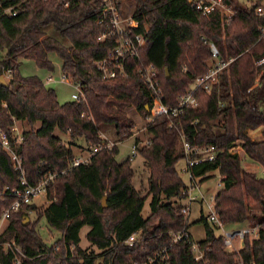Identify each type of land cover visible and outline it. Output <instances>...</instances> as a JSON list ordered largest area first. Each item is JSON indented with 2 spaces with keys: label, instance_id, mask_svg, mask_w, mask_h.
I'll list each match as a JSON object with an SVG mask.
<instances>
[{
  "label": "trees",
  "instance_id": "1",
  "mask_svg": "<svg viewBox=\"0 0 264 264\" xmlns=\"http://www.w3.org/2000/svg\"><path fill=\"white\" fill-rule=\"evenodd\" d=\"M114 1L122 15L124 0ZM129 1L139 29L148 27L136 63L154 67L165 105L177 106L194 79L208 71L210 43L220 60H232L209 92L194 91L195 107L146 120L150 92L134 62L128 63L126 75L113 78H105L97 66L114 44L110 37L99 39L108 24L99 22L101 0H19L17 15H0V74L8 73L7 84L0 83V127L9 131L15 119L28 124L15 151L30 183L48 172L57 175L45 203L27 205L31 213L23 208L10 213L0 240H15L20 264H264V178L227 151L241 140L244 158L264 168V15L256 11L263 0L251 6L222 0L231 10L229 17L217 9L204 15L190 0ZM52 54L60 59L61 72L80 83L81 100L59 101L38 75L21 73L23 59L52 72ZM130 107L146 120L148 135V143L137 148L147 171L146 184L139 188L133 185L132 159H116L118 144L133 133L126 113ZM102 123L115 124L114 145L61 173L78 155L75 148H82L79 139L87 153L106 141L99 131ZM259 126L260 138L251 139L248 131ZM55 129L68 141L55 135ZM181 133L193 145L217 148L214 161L196 164L191 172L201 181L208 172H219L214 208L220 220L232 224L251 219L252 226L260 227L257 238L244 236L238 251L227 250L203 212L198 219L205 229L202 240L195 241L189 233L172 241L170 231L188 228L183 205L170 200L188 193L176 167L184 159ZM135 142L141 143L139 138ZM20 176L10 154L0 148V214L13 200L3 189L18 187ZM148 196L150 211L143 217ZM41 218L59 233L52 244H46L37 229ZM85 225L89 245L83 248L79 233ZM132 234L136 236L130 245ZM193 243L201 252L199 260L194 259ZM0 264H15L10 251L0 250Z\"/></svg>",
  "mask_w": 264,
  "mask_h": 264
},
{
  "label": "built area",
  "instance_id": "2",
  "mask_svg": "<svg viewBox=\"0 0 264 264\" xmlns=\"http://www.w3.org/2000/svg\"><path fill=\"white\" fill-rule=\"evenodd\" d=\"M193 7L200 11L202 14L207 15L211 11L217 9L219 10L220 6H223L228 11L231 12L230 8L226 6L222 0H190ZM19 0H0V15L6 14L9 16H15L19 13ZM101 18L99 22L104 20L108 21L106 30L99 36L100 40H104L108 37L113 39L114 44L107 51L106 55L97 62L98 68L101 70L105 78H113L117 75H126L127 74V65L130 61L134 62V65L137 67V70L143 77V82L146 88L150 92L151 103L148 107L149 114L147 120L153 119L155 116L164 114V115H177L185 106L195 107L197 105V100L194 97V91L196 89H202L205 92H209L212 86L218 80V73L227 66L229 59L227 61L219 59V53L216 46L213 43H210V52H211V64L208 71L200 76H197L192 82L193 86L188 88L187 92L179 100L177 106L165 105L162 102V91L157 80L156 71L153 66L140 67L136 63V57L138 56L139 48L142 47L146 42V35L148 33V27L145 25L143 29H139V24L137 20L132 17V14L129 16H121L119 8L116 5L114 0H101ZM256 11L260 15H264V6H258ZM220 12V10H219ZM222 14V12H220ZM231 15V13L229 14ZM227 15V17H229ZM226 16V15H225ZM51 74V72H49ZM4 77H8V73H2ZM53 80L52 75H48L44 78L43 83L48 84ZM58 80L66 85L72 86L75 91L71 93L70 98L72 100H81L82 91L80 88V83L74 81L70 75L62 73ZM19 120H14L13 125L10 127L9 131H6L0 127V148L7 151L12 159L14 168L20 171V184L18 187L12 188L9 190L7 187L3 189V193L10 192L13 196V200L0 214V233L3 231L7 225L10 217V213L17 211L19 209L27 210L26 212L31 213L30 209H27L26 206L29 204H36L37 198H43L40 204L47 201V191L50 187L52 181L55 179L57 172H48L42 176V178L36 183H30L24 176V171L21 166V158L16 153L15 148L22 141V128L19 126ZM143 143H148V140L141 143H136L134 140L133 145L131 146L132 156L131 159L137 155L138 146ZM179 143L183 150L185 166L183 171L188 175L189 185H188V206L182 207V214L184 216L188 215L190 210V203L195 199L194 196H191L189 190L191 187L197 186L196 181H194V176L191 172V167L205 161H214L216 159L217 148L214 145H193L188 140V137L181 133L179 135ZM114 145V141L106 140L103 143L91 147L87 155H77L70 162L68 167L61 171V173H66L71 170L73 167L80 165L81 163H86L89 161L90 156L95 152L101 150L104 147L110 148ZM227 151L230 154H235L240 156V153L243 152V146L241 140L233 141L228 147ZM260 176L264 178V168L260 167ZM208 213L205 215L207 222L213 226L214 229L220 230V235L223 237L224 245L230 251H238L242 246V240L245 235H249L252 238L258 237L259 226L247 225L246 227L226 231L223 229L225 225L219 218L215 208H214V197L213 201L207 204ZM173 242H178L183 238H187L189 232L182 228L176 231H170ZM136 234L129 236L127 243L132 244L135 240ZM237 238L239 245H235L234 239ZM0 250H8L13 255L15 264H20V260L17 257L19 254V248L14 239L10 240H0ZM193 256L195 260L201 258V252L198 249L196 243L192 244ZM238 264H244L240 261ZM253 264V263H250Z\"/></svg>",
  "mask_w": 264,
  "mask_h": 264
},
{
  "label": "rangeland",
  "instance_id": "3",
  "mask_svg": "<svg viewBox=\"0 0 264 264\" xmlns=\"http://www.w3.org/2000/svg\"><path fill=\"white\" fill-rule=\"evenodd\" d=\"M223 2V1H222ZM238 2H241L242 4L246 6H251L255 0H238ZM133 3L129 0L123 1V12L121 16H129L131 15V11L133 8ZM262 6H264V0L262 1ZM220 12H222V17L229 15L231 12L228 11L223 6L219 7ZM230 16V15H229ZM210 45V44H209ZM52 63L54 64V70L49 74L44 69L39 68L33 60L30 59H23L22 65H21V73L23 75H38L42 80L48 75L53 76V80L46 84L49 87H52L58 97L59 101H67L71 100L70 96L71 93L75 91V89L70 86L66 85L65 83H62L58 80V78L61 75V61L60 59L55 55H51ZM208 64H211V59L208 60ZM6 78V77H4ZM193 84L191 83L189 85V88H191ZM127 116L131 119L133 122V133L132 136L128 139L124 140L123 142H120L118 144L119 146V152L116 155L117 161L125 160L127 157L132 156L131 146L134 143L135 138H139L141 142H145L148 140V135L146 133L145 129V122L146 120L141 116V114L133 107H130L126 110ZM19 126L23 129L28 128V124L26 122H19ZM99 131L102 138L109 140V141H115L116 140V130H115V124L114 123H102L99 125ZM262 131V126H259L253 130L248 131V135L251 139H257L260 138ZM54 134L60 136L65 142L68 141L67 135L61 133L59 130L55 129ZM81 145L82 148H85L86 145L84 144L82 139H79L77 141ZM82 148H75L76 153L87 155V150ZM240 157L243 159L242 164L243 167L249 171L255 172L256 174L260 175V167L259 164L246 160L244 158L243 152L240 153ZM132 165L135 168V175L133 177V185L136 188H139L141 185L146 184V178H147V171L145 170L143 166V159L141 156L136 155L134 158H132ZM185 166V160H179L176 164V167L180 171V174L182 176V179L184 182L189 185V179L188 175L183 171V168ZM208 178L204 179L203 181L200 180V177L194 176V181H196L197 186H193L189 190V194L191 196H194L195 199L190 203V210L188 215H186V223L188 224L187 231L192 235L193 239L195 241L202 240L205 237V229L204 225L200 222H198V219L200 217L201 212H203L204 215H206L209 211L207 204L213 201V197L218 192V190L221 188V182H220V174L217 170L210 171L206 174ZM43 198H37L36 202L40 204ZM172 202L176 204H181L183 206H188L189 200L188 196L183 199H177V198H171ZM46 202V201H45ZM44 202V203H45ZM150 197L148 196L145 201L144 205L141 211V214L143 217H146L149 214L150 207H149ZM255 213L256 209L254 210ZM30 219L35 220L34 216L30 214ZM251 219L247 220L243 223H232V224H225L223 226V229L226 231H231L239 228L246 227L247 225H251ZM37 229L45 241L46 244H52L55 242V240L59 237V233L55 230H51L49 226L47 225L44 218H41L37 224ZM89 227L87 225L83 226L80 230L79 236H80V246L81 247H87L89 245V242L87 241L85 234L88 231ZM215 232L217 234H220V230H216ZM235 245H239V242L237 238L234 239ZM95 249V248H94ZM97 251V249H95ZM229 250V249H227ZM230 251V250H229Z\"/></svg>",
  "mask_w": 264,
  "mask_h": 264
},
{
  "label": "water",
  "instance_id": "4",
  "mask_svg": "<svg viewBox=\"0 0 264 264\" xmlns=\"http://www.w3.org/2000/svg\"><path fill=\"white\" fill-rule=\"evenodd\" d=\"M0 83L2 85H6L7 84V82H6V80H5L3 75H0ZM102 205L105 206V197L102 198Z\"/></svg>",
  "mask_w": 264,
  "mask_h": 264
},
{
  "label": "crops",
  "instance_id": "5",
  "mask_svg": "<svg viewBox=\"0 0 264 264\" xmlns=\"http://www.w3.org/2000/svg\"><path fill=\"white\" fill-rule=\"evenodd\" d=\"M44 81V80H43ZM79 155H82V154H79ZM260 166V165H259Z\"/></svg>",
  "mask_w": 264,
  "mask_h": 264
}]
</instances>
